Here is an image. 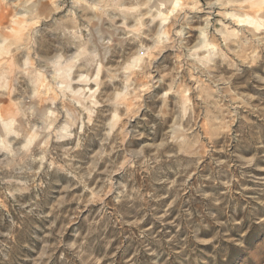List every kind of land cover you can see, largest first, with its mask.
Segmentation results:
<instances>
[{
  "label": "rangeland",
  "instance_id": "374dc122",
  "mask_svg": "<svg viewBox=\"0 0 264 264\" xmlns=\"http://www.w3.org/2000/svg\"><path fill=\"white\" fill-rule=\"evenodd\" d=\"M146 1L0 0V264H264V26L199 0L158 43Z\"/></svg>",
  "mask_w": 264,
  "mask_h": 264
},
{
  "label": "bare ground",
  "instance_id": "6f19581e",
  "mask_svg": "<svg viewBox=\"0 0 264 264\" xmlns=\"http://www.w3.org/2000/svg\"><path fill=\"white\" fill-rule=\"evenodd\" d=\"M42 2H46L47 4L50 5L52 2L54 1H60V0H40ZM75 1V0H74ZM79 1V0H78ZM94 1V0H93ZM105 1V0H104ZM57 2V3H58ZM115 2V0H114ZM199 0H148L145 3H147L148 6V11H146L147 13H149V18H151L150 22L157 24L158 29L155 33V41H159L162 39H169V27H172V24L170 19L174 16L175 13H177L178 11H182L185 10L187 7H190L192 10H196L197 12H201V10L199 9ZM77 3V1H76ZM93 3V2H92ZM144 3V4H145ZM58 5V4H56ZM242 5H246L248 7V10L251 11L250 14H241L239 12L236 11V7H240ZM261 5H264V0H212L209 1L207 3V6L209 8H218L219 10H222L220 13H217V15L219 17H221L222 23L225 21L227 22V25H224V29L223 32H221V38L224 42L225 45H228L230 43V41L236 37L238 35V32L240 31V29H242L243 27H254L255 29L258 30V28L264 26L262 23V15L264 13V10L261 9ZM111 6V5H109ZM145 6V5H144ZM106 7V6H105ZM100 8V7H99ZM117 8V7H116ZM125 8V7H124ZM95 9V8H94ZM121 9V8H120ZM127 9V8H126ZM131 10V9H130ZM139 10V9H138ZM200 10V11H198ZM128 12V10H127ZM142 12V11H141ZM209 12V11H208ZM217 12V11H216ZM130 13H132L130 11ZM26 12L21 11L18 12L17 15L13 18V25L14 27H10V28H4V32L5 35L3 34V36H0V66L1 65H8L9 61L7 57L9 54V48L6 47V43L8 44V42H13L14 44L20 43L23 40V30L28 25V20L26 19ZM145 14V13H144ZM146 15V14H145ZM119 16V15H118ZM218 17V18H219ZM145 18V17H144ZM140 19V18H139ZM125 20V19H124ZM138 20V19H137ZM145 20V19H144ZM12 21V20H11ZM139 21V20H138ZM209 21V20H208ZM229 22V23H228ZM140 24V21L138 22ZM137 23V24H138ZM7 24V23H6ZM208 22L205 23L204 27L200 28L199 30V41L197 42V44H195L192 47H188L191 48L190 50L195 52H203L205 50V48L208 49V47H211L214 49L215 46L212 45V43L210 44L207 41V29L209 27ZM125 25V24H124ZM133 25V24H132ZM131 25V26H132ZM231 25V26H229ZM29 26V25H28ZM7 27V26H6ZM156 27V26H155ZM1 28V27H0ZM135 29V28H134ZM3 30V29H2ZM26 30V29H25ZM95 30H97V28H95ZM133 30V29H132ZM220 30V29H219ZM245 30V29H244ZM120 31V30H119ZM123 31V30H122ZM184 29L181 28L180 32L183 33ZM243 31V29H242ZM3 32V33H4ZM25 32V31H24ZM136 32V31H135ZM219 32V31H218ZM7 33V34H6ZM101 33V32H100ZM26 34V33H25ZM164 36V37H163ZM90 37V36H89ZM143 38V37H142ZM232 38V39H231ZM145 39V38H144ZM147 39V38H146ZM153 40V39H152ZM170 40V39H169ZM166 40V41H169ZM233 41V40H232ZM165 42V40L163 41ZM23 43V42H22ZM156 43V42H155ZM154 43V44H155ZM24 44V43H23ZM110 44V43H109ZM161 44V43H160ZM26 45V43H25ZM8 46V45H7ZM103 46V44H102ZM107 46V43H106ZM152 46V45H151ZM141 47V46H140ZM142 48V47H141ZM217 48V47H216ZM208 49V50H210ZM19 50V49H18ZM139 50V49H138ZM189 50V51H190ZM215 50V49H214ZM213 50V52H214ZM16 51V50H15ZM211 51V50H210ZM231 51V50H230ZM233 51V50H232ZM138 52V51H137ZM212 52V51H211ZM190 53V52H189ZM195 54V53H194ZM200 54V53H199ZM145 55V54H144ZM193 55V54H192ZM59 56V55H58ZM150 56V55H149ZM148 56V57H149ZM205 57V56H204ZM203 57V59H204ZM134 58V56H133ZM206 58V57H205ZM55 59V58H54ZM61 59V58H60ZM87 57H84V60H86ZM141 58V54L138 53V55H136V57L133 59L131 64V67H138V63L141 62L140 61ZM54 60H52L53 62ZM61 61V60H60ZM58 61H55L54 63H56V66ZM62 62V61H61ZM24 63H27V60L24 61ZM64 63V61H63ZM66 63V62H65ZM69 63V62H68ZM71 63V62H70ZM10 65H12V62H10ZM8 65V67L10 66ZM15 65V64H14ZM60 65V63H59ZM62 65V64H61ZM52 66V65H50ZM63 66V65H62ZM7 68V67H6ZM64 68V67H63ZM9 69V68H7ZM14 69V68H13ZM12 69V70H13ZM126 69V67H125ZM134 69V68H133ZM62 70L61 68H57L55 70L54 76L52 77L53 79H56L57 74ZM5 71V69H4ZM128 71V70H127ZM130 71V70H129ZM13 72V71H12ZM136 72V71H135ZM0 75H3L0 73ZM37 75V74H36ZM132 75V74H131ZM146 75V73H145ZM147 76V75H146ZM145 76V77H146ZM41 74L40 72L38 73L37 76H35V82L32 83L35 86H39L40 90L39 91H43L47 92L49 91V88L47 86L44 85V82H41ZM44 77V76H43ZM80 78V77H79ZM34 81V80H33ZM55 81V80H54ZM33 86V85H32ZM146 85H143V87H145ZM68 88L70 87L69 85L67 86ZM34 88V86H33ZM37 88V87H36ZM35 88V89H36ZM38 90V89H36ZM38 92V91H37ZM78 92V90H77ZM41 93V92H40ZM48 93V92H47ZM45 94V93H44ZM42 95V94H41ZM40 95V96H41ZM122 97V96H121ZM182 97V105L184 106L187 101L188 98L186 96H181ZM123 99V98H122ZM126 103L128 102L125 101ZM128 106V105H127ZM114 117V116H113ZM115 119V118H114ZM7 130V126L6 124H4L1 120H0V131L7 135L10 134L11 132H13L12 130H9L6 132ZM30 137V136H29ZM36 136H31L30 138H26V144L31 143V141L33 139H35ZM3 140L0 138V144L2 145V148L4 147V145L2 144ZM6 147V146H5ZM4 147V148H5Z\"/></svg>",
  "mask_w": 264,
  "mask_h": 264
},
{
  "label": "clouds",
  "instance_id": "9594fccd",
  "mask_svg": "<svg viewBox=\"0 0 264 264\" xmlns=\"http://www.w3.org/2000/svg\"><path fill=\"white\" fill-rule=\"evenodd\" d=\"M261 9L264 10V5H261ZM252 56H256V53L253 52V53H252ZM246 62H247V61H246ZM224 131H225V132L229 131V128H224ZM248 163H249V165L252 164V163H253V159H249ZM71 247H72L73 249H75V248H76V245L73 244V245H71ZM97 264H99V262H97Z\"/></svg>",
  "mask_w": 264,
  "mask_h": 264
}]
</instances>
